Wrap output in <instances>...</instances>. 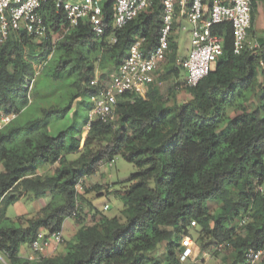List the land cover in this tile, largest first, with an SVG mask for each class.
Masks as SVG:
<instances>
[{
	"label": "clouds",
	"instance_id": "9594fccd",
	"mask_svg": "<svg viewBox=\"0 0 264 264\" xmlns=\"http://www.w3.org/2000/svg\"><path fill=\"white\" fill-rule=\"evenodd\" d=\"M0 264H264V0H0Z\"/></svg>",
	"mask_w": 264,
	"mask_h": 264
}]
</instances>
